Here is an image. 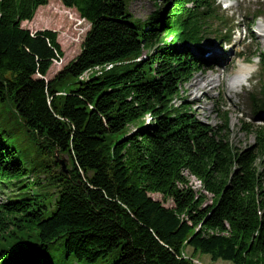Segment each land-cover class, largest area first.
Wrapping results in <instances>:
<instances>
[{
    "label": "trees",
    "instance_id": "16d2710c",
    "mask_svg": "<svg viewBox=\"0 0 264 264\" xmlns=\"http://www.w3.org/2000/svg\"><path fill=\"white\" fill-rule=\"evenodd\" d=\"M48 1L0 0V194L12 192L0 200V264H264V127L238 148L225 115L212 126L187 98L169 105L201 64L188 45L209 29L210 0H164L146 20L129 0H59L90 27L49 81L57 32L21 25ZM96 68L68 94L55 88ZM45 188L48 216L34 192Z\"/></svg>",
    "mask_w": 264,
    "mask_h": 264
},
{
    "label": "rangeland",
    "instance_id": "374dc122",
    "mask_svg": "<svg viewBox=\"0 0 264 264\" xmlns=\"http://www.w3.org/2000/svg\"><path fill=\"white\" fill-rule=\"evenodd\" d=\"M221 1L222 0H218V4L223 9L221 6ZM224 1L230 4V6L227 8L228 19L233 18L236 21L240 20L242 27H245L250 21V16L247 14V12H244L245 9H249L250 11L248 12L252 13V11L257 10L260 6L264 11V0ZM153 6L154 4L149 0H130L128 3V7L132 15L136 19L142 20L153 11ZM21 25L23 28L29 29L32 32L44 29L57 32V42L63 51V57L59 61L53 62L49 68L45 77L48 81L52 80L55 75L63 68V66H65L79 54L82 41L84 40V37L90 27L89 23L80 17L76 9L66 8L59 0H49L46 5L39 6L33 19L28 22H23ZM213 28L215 29V27ZM255 35V42L259 43L261 50H264V33L262 35ZM205 46H208V44H205ZM252 48H248V50L245 52H249L250 49L252 50ZM216 49L217 48H214L213 50ZM205 50H207V48H205ZM233 50L234 47L231 50H227L225 53H214L207 63L208 68L205 69L204 67L202 70L197 72L188 83L184 84L183 90L185 92L183 96L187 97V101L193 103L196 116L200 120L211 125H218L220 123L219 116L215 114L216 103L219 105L221 110L227 111L229 116V141L236 147L243 148L246 145H250L253 140L252 132L247 135L245 131L240 130V119L242 117L241 114L244 112L248 113L247 106L245 102H241L239 104L240 101L238 102V97L231 95L228 91H226L227 86L224 82L226 75L229 73L227 70L232 67L233 63L236 64L237 61H234L235 55L233 54ZM146 52L149 51L147 50L145 53ZM211 61L213 62V65L211 64ZM78 81L79 79L77 77L68 76L64 81L57 82L55 84V88L59 91V94H68L70 91L79 88ZM178 103L179 102H177V104ZM247 119L248 118H244L245 121H247ZM146 121L148 122L149 118H147ZM257 123L258 122L252 120L253 125H257ZM133 129L134 128H132V130ZM57 156L58 158L64 157L66 159L67 168V157L60 156L58 154ZM189 179L194 187L199 188V183L194 177L189 176ZM1 191V201H5L6 197L12 193L11 189H5ZM34 192L37 194L45 193L43 203L47 206V211H45V214L48 216L53 209V200L50 198V195L47 194V192H50V190L48 188H45L43 191L34 189ZM150 196L155 200L162 201V197L159 194H150ZM164 205L171 206L172 204L170 201H167ZM50 252L55 261L59 259V252L54 246L51 247ZM184 254L187 257H190L191 249L186 248L184 250ZM43 261L44 259L41 260V262ZM192 261L193 264H232L229 261H224L221 259L212 261L210 257L205 254H197Z\"/></svg>",
    "mask_w": 264,
    "mask_h": 264
},
{
    "label": "bare ground",
    "instance_id": "6f19581e",
    "mask_svg": "<svg viewBox=\"0 0 264 264\" xmlns=\"http://www.w3.org/2000/svg\"><path fill=\"white\" fill-rule=\"evenodd\" d=\"M192 47H193L192 45L188 47L190 49V53L193 56L199 58L200 63H207L211 59V57L201 56L196 49H194L192 52ZM212 63L213 62L211 61V64ZM254 67H255L254 64L244 63L242 61H239L237 63L236 69L233 71V74L231 76V79L235 78V81L232 82L230 87L233 86L235 88H238L240 85H242L243 82L248 78L249 74L254 70Z\"/></svg>",
    "mask_w": 264,
    "mask_h": 264
},
{
    "label": "water",
    "instance_id": "95a60500",
    "mask_svg": "<svg viewBox=\"0 0 264 264\" xmlns=\"http://www.w3.org/2000/svg\"><path fill=\"white\" fill-rule=\"evenodd\" d=\"M55 162L60 166L62 172L67 173L66 159L64 157L58 158L57 154H55Z\"/></svg>",
    "mask_w": 264,
    "mask_h": 264
}]
</instances>
